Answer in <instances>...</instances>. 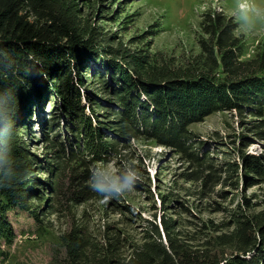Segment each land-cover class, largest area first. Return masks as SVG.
Segmentation results:
<instances>
[{"label":"trees","instance_id":"16d2710c","mask_svg":"<svg viewBox=\"0 0 264 264\" xmlns=\"http://www.w3.org/2000/svg\"><path fill=\"white\" fill-rule=\"evenodd\" d=\"M116 8L122 13L119 2ZM86 11L81 0H0V247L17 239L11 212L41 223L68 183L80 207L98 203L121 218L73 216L50 264H264L263 211L239 209L220 224L207 220L185 230L167 211L172 204L180 213H189V207L162 194L167 211L160 227L157 214L134 220L127 201L119 195L105 200L90 187L95 166L114 163L134 173L137 187L147 191L141 179L149 180V174L132 150L141 140L179 156L186 165L182 178L200 184L203 198L216 186L234 185V155L249 186L262 181L264 152L248 154V137L236 138L240 148L232 140L211 150L192 127L230 113L241 123L250 118L245 128L264 141V47L246 58L239 22L209 10L199 21L200 53L178 60L134 48L135 42L105 32ZM35 110L45 115L43 156L28 149ZM60 125L65 137L58 135ZM138 222L144 223L135 226Z\"/></svg>","mask_w":264,"mask_h":264},{"label":"rangeland","instance_id":"374dc122","mask_svg":"<svg viewBox=\"0 0 264 264\" xmlns=\"http://www.w3.org/2000/svg\"><path fill=\"white\" fill-rule=\"evenodd\" d=\"M118 2L123 8L119 14L115 12ZM240 2L264 8V0H81L82 6L88 10L86 12L93 15V22H97L105 32L117 34L125 43L135 42L134 48L150 49L154 53L161 52L183 61L200 53L199 21L209 10L223 12L239 22L238 34L245 38L246 58L254 56L257 50L264 47V11L256 16L250 8L247 12L248 19L245 20L244 13L238 7ZM97 8H100L99 14ZM49 109L50 105H46V111ZM35 113L38 116L29 120L31 132L27 135L28 149L43 156L46 153V135L43 131L45 115L36 110ZM250 120L248 118L241 123L237 115L217 113L194 125L192 131L206 140L207 145L212 146L211 150L232 140L235 148H240L241 141L236 138L246 136L250 139L245 147L246 152L262 154L264 141L245 128L248 127L245 122ZM58 129L59 127L56 128ZM65 133L66 128L61 127L58 135L65 137ZM132 147L142 157V166H145L149 174V180L141 179L147 191H142L135 184L130 192L119 194L120 197L116 198L133 206L136 213L132 217L134 220L138 221L137 216L143 220H153L154 214H157V223L161 227V218L167 211L162 204V194H169L171 198H177L189 207V213H180L179 205L172 204L167 211V214L181 221L185 230L207 220L220 224L229 220L231 212L239 209L250 214L264 212V177L256 185L249 186L238 155L232 157L236 162L235 176L231 179L234 185L216 186L215 191L203 198L200 184L187 182L182 178L186 165L182 164L175 153L155 142L144 140L136 141ZM131 152L128 151V154ZM109 165L121 178L129 173L123 165L114 163L98 164L94 171ZM37 177L41 180L44 175L38 174ZM73 197V188L68 183L62 184L59 195L54 198V208L45 217H41V223L32 219L28 213L11 212L9 217L17 239L11 247H0L1 251L8 254L6 260L0 254V264H50L54 250L59 248L58 238L69 229L73 216L88 212L97 221L102 219V222H117L121 218L113 210H103L98 203L90 202L80 207ZM35 205L39 206L37 201ZM42 207L47 212V207ZM143 223H135V226ZM43 226L50 227L51 233H40L39 229Z\"/></svg>","mask_w":264,"mask_h":264},{"label":"clouds","instance_id":"9594fccd","mask_svg":"<svg viewBox=\"0 0 264 264\" xmlns=\"http://www.w3.org/2000/svg\"><path fill=\"white\" fill-rule=\"evenodd\" d=\"M238 7L244 13L245 20L248 19L247 12L250 8L256 16H259L261 12L264 11V8L250 6L244 2H240ZM115 172L116 170L110 165L101 167L99 171L95 173V177L90 180L91 189L102 195L105 200L112 196L130 192L136 184L134 173L129 172L121 178V176L116 175Z\"/></svg>","mask_w":264,"mask_h":264}]
</instances>
